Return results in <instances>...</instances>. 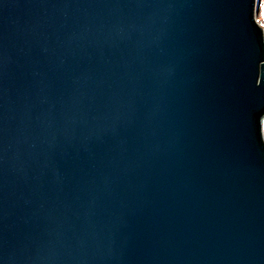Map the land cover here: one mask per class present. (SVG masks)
Segmentation results:
<instances>
[{
  "label": "water",
  "instance_id": "95a60500",
  "mask_svg": "<svg viewBox=\"0 0 264 264\" xmlns=\"http://www.w3.org/2000/svg\"><path fill=\"white\" fill-rule=\"evenodd\" d=\"M258 0H0V264H264Z\"/></svg>",
  "mask_w": 264,
  "mask_h": 264
},
{
  "label": "rangeland",
  "instance_id": "374dc122",
  "mask_svg": "<svg viewBox=\"0 0 264 264\" xmlns=\"http://www.w3.org/2000/svg\"><path fill=\"white\" fill-rule=\"evenodd\" d=\"M259 5L256 12V20L264 28V0H258Z\"/></svg>",
  "mask_w": 264,
  "mask_h": 264
},
{
  "label": "built area",
  "instance_id": "2783aa9c",
  "mask_svg": "<svg viewBox=\"0 0 264 264\" xmlns=\"http://www.w3.org/2000/svg\"><path fill=\"white\" fill-rule=\"evenodd\" d=\"M258 24H259V22H258ZM260 25V24H259ZM261 26V25H260ZM261 28L263 29V34H264V28L261 26Z\"/></svg>",
  "mask_w": 264,
  "mask_h": 264
}]
</instances>
